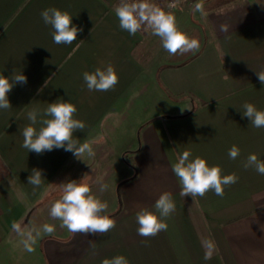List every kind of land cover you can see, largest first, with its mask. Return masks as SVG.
I'll list each match as a JSON object with an SVG mask.
<instances>
[{
    "label": "crops",
    "instance_id": "crops-1",
    "mask_svg": "<svg viewBox=\"0 0 264 264\" xmlns=\"http://www.w3.org/2000/svg\"><path fill=\"white\" fill-rule=\"evenodd\" d=\"M117 1L0 0V75L11 79L16 71L27 77L8 93L11 108L0 109V264H101L116 255L130 264H264V175L243 167L251 153L264 160V127H253L242 114L246 102L264 110V85L256 75L264 71V0H240L225 13H199V28L188 25L189 12L174 10L178 28L202 38L193 57L176 65L166 63L165 50L155 61L161 40L148 64L132 58L141 37L119 27ZM51 7L67 11L82 29L72 44L54 43L53 29L41 17ZM108 64L119 83L110 91H90L82 74ZM58 99L74 104V118L85 123L73 134L80 143L100 145L101 151L126 148L120 158L130 173L117 185L97 172L96 153L77 158L63 148L37 154L22 147L27 113H43ZM131 107L132 125L123 117ZM233 145L240 149L235 160L228 156ZM184 151L220 166L223 175L234 173L238 181L225 187L223 197L213 191L194 199L180 196L172 165ZM33 169L43 176L35 189L27 183ZM56 178L58 186L87 183L107 203L115 227L103 235L61 227L50 216L62 194L48 190ZM99 182L108 189L101 193ZM164 192L176 205L167 231L141 237L136 213L156 212ZM14 222L33 232L31 252L12 229ZM45 223L55 231L45 233ZM208 250L211 259L205 260Z\"/></svg>",
    "mask_w": 264,
    "mask_h": 264
},
{
    "label": "clouds",
    "instance_id": "clouds-1",
    "mask_svg": "<svg viewBox=\"0 0 264 264\" xmlns=\"http://www.w3.org/2000/svg\"><path fill=\"white\" fill-rule=\"evenodd\" d=\"M175 8V3L167 6ZM114 14L119 22V27L130 35H136L140 31H150L152 35L160 38L162 47L169 55L185 54L199 48V42L190 38L181 31L176 22V17L171 11H166L152 0H119L114 6ZM193 14H203V4L195 3L192 8ZM41 17L46 25L53 29L52 37L56 44H72L82 29L72 23V16L67 11H61L51 7L41 12ZM222 32H227V26L221 25ZM262 85H264V71L256 72ZM83 80L90 91H110L119 83V77L114 67L108 64L106 67H97L93 72H84ZM27 77L16 71L11 76L0 75V109H10L11 104L8 93L15 83H26ZM243 116L249 118L250 124L255 128L264 127V110H258L252 103L246 102L242 106ZM77 108L74 104L58 99L48 104L47 108L40 113L33 109L27 113L30 123L22 130V147L37 154L63 148L80 158L85 152L89 156L94 155L92 147L87 143H80L74 137V132L84 130L86 125L83 121L74 118ZM38 116L41 119L38 121ZM39 123L41 127H34ZM240 155V149L233 145L229 151L230 159L235 160ZM191 153L184 151L178 161L172 165V171L180 184V196L204 197L209 191L223 197L226 186H231L238 181L233 174L223 175L220 166H209L204 158L199 156L190 158ZM245 169L254 168L258 174L264 175V160L255 153L247 156L243 162ZM41 170L33 169L28 176L27 183L38 188L43 182ZM100 183L99 191L102 193L108 189V185ZM62 194L50 208V216L61 221V227L68 232L76 234L103 235L111 231L116 221L106 214L108 205L93 194L92 188L82 180H70L61 184ZM175 202L170 192L162 193L155 201L156 212L147 208L136 213L138 224L137 234L144 238L157 236L161 231H167L166 219L175 211ZM158 212L159 215L156 213ZM12 229L24 239L22 243L27 251L31 252V245L35 243L33 232L25 231L18 223L12 224ZM43 231L51 234L55 231L53 225L45 223ZM39 235V232H37ZM205 260L211 259V251L204 256ZM101 264H130L124 255H116L104 258Z\"/></svg>",
    "mask_w": 264,
    "mask_h": 264
},
{
    "label": "rangeland",
    "instance_id": "rangeland-1",
    "mask_svg": "<svg viewBox=\"0 0 264 264\" xmlns=\"http://www.w3.org/2000/svg\"><path fill=\"white\" fill-rule=\"evenodd\" d=\"M164 1H166L167 4L175 3L176 4V7L174 8L175 12L180 11V12H185V13L189 12L190 13L191 20H190V22H188V25L190 26V28H193V27L199 28V27L203 26V24H204L203 20L202 19H200V20L196 19V18H198V15H199L200 12H196L195 14H193L192 8L195 5V3H197V2L203 3L206 0H164ZM158 50H159V54L156 55L155 61L156 60L158 61V57L160 56V53H162L164 51L163 48L162 49L159 48ZM132 109H133V107H131L130 110H125V113H124V116H123L124 119L126 120L125 124H131V125L133 124L132 122H133L135 117L132 116V115L136 111L132 110ZM117 118H118V116L115 117L114 120H117ZM114 146L111 149H105L104 151H101L99 149L101 146L98 145L97 147L93 148V151H94V153H96V156L99 157L97 159L99 162H98V164L96 166L97 172L100 175L105 173V175L107 176L106 178L109 179V181H108L109 184L111 183L110 185H113V183H114V186H115V185H117V183H119L124 178V176L126 177L128 175V173H130V169L128 168V164L125 165V169L123 168L122 160L120 158L121 153L126 148L120 149V148H116V147L114 148ZM123 161L124 162L125 161L128 162L129 161L128 157L126 159H124ZM92 167H93V165H92ZM57 180H58V178H56L50 184V186L48 187V190H53V191L58 190V192H59L60 189H62L61 186H58L56 184ZM55 193L56 192H54L52 194V196ZM44 241L45 240H43V243H44Z\"/></svg>",
    "mask_w": 264,
    "mask_h": 264
},
{
    "label": "trees",
    "instance_id": "trees-1",
    "mask_svg": "<svg viewBox=\"0 0 264 264\" xmlns=\"http://www.w3.org/2000/svg\"><path fill=\"white\" fill-rule=\"evenodd\" d=\"M240 0H206L203 2V15H208L210 13H225L227 12L235 3L239 2ZM119 0L114 4H118ZM155 4L160 6L161 8L165 9L166 11H171L173 13L174 8L169 9L167 6L168 4L164 0H152ZM141 39L135 45V47L131 51L132 58L137 61L141 65H146L151 60L153 50L157 46L160 41V38L151 34L150 31H140L138 32ZM190 38H194L199 42V47L201 44V35L198 31H193L190 35ZM195 51H191L185 53L183 55L176 54V55H169L166 58V63L168 65H176L185 63L188 59H191L195 54ZM105 181V180H104Z\"/></svg>",
    "mask_w": 264,
    "mask_h": 264
}]
</instances>
